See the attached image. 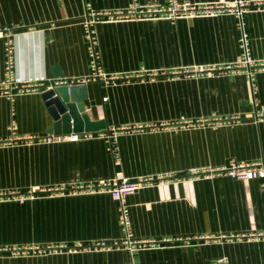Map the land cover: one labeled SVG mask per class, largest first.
<instances>
[{
    "label": "crops",
    "instance_id": "0c3cea01",
    "mask_svg": "<svg viewBox=\"0 0 264 264\" xmlns=\"http://www.w3.org/2000/svg\"><path fill=\"white\" fill-rule=\"evenodd\" d=\"M165 1L0 0V191L34 193L0 197V264H264V177L189 173L264 160V66L251 80L192 69L240 56L237 17L101 18L92 25L91 63L87 8ZM242 19L250 56L264 59V7ZM8 41L12 75L34 82L29 89L1 85ZM54 84L106 127L38 140L55 135L42 97ZM157 174L168 176L143 182L127 203L133 235L160 244L115 246L123 235L116 200L78 186ZM29 245L45 250L18 252Z\"/></svg>",
    "mask_w": 264,
    "mask_h": 264
},
{
    "label": "built area",
    "instance_id": "2783aa9c",
    "mask_svg": "<svg viewBox=\"0 0 264 264\" xmlns=\"http://www.w3.org/2000/svg\"><path fill=\"white\" fill-rule=\"evenodd\" d=\"M264 0H225L217 2H197L191 0H166L163 4L155 7L140 8L135 3L131 4L128 8H114V9H94L87 8L85 17L83 19V26L87 38L90 39L89 51L92 55L91 63H95V50L93 47V29L92 25L101 18L114 19L122 18L130 15L134 16H147L167 18L174 20L181 16H197V15H218L224 13L234 14L237 17V26L240 31L239 40L242 47L240 56L235 60L222 61L213 64H206L196 66L192 68L194 71H206V72H224L235 73L243 72L248 80H251L253 70L264 66V59H257L250 56L245 30L244 22L242 19V13L250 8H263ZM7 51L9 52L6 61L5 78L2 80L1 85L10 89L11 86L16 88L17 91L29 89L35 85L34 82L21 81L14 78L12 73L13 58L11 55L10 41L7 42ZM99 74L104 72L98 71ZM188 122V121H185ZM182 123V122H180ZM115 131V130H114ZM58 135V136H55ZM48 134L38 137V140L52 141L59 137L67 138L69 140H76L86 133L74 131L67 134ZM115 133L108 135L109 147L116 159L118 157L117 145L115 141ZM254 172L259 177H264V160L252 161V162H236L230 161L229 164L223 166H206L203 168H192L189 173L193 176H213L216 174L229 175L233 178H245L249 173ZM189 174V175H190ZM168 174H157L155 176H145L136 179H131L127 176L115 177L112 180H102L95 183L80 184L78 189L88 192L107 190L111 196L116 200L117 212L120 227L122 230V238L119 241L114 242L115 246H122L132 252L144 246H158L160 240L155 238H139L133 235L132 222L130 217L129 206L127 203V195L134 191L143 182L151 180L161 181ZM34 193L32 190L27 192L18 191H0V197L13 195L23 200L32 196ZM166 239H164L165 241ZM103 245L102 243H98ZM50 247V246H47ZM32 250L34 253H41L45 250L44 247L39 245H29L23 248H17L18 252L24 253L27 250Z\"/></svg>",
    "mask_w": 264,
    "mask_h": 264
},
{
    "label": "water",
    "instance_id": "95a60500",
    "mask_svg": "<svg viewBox=\"0 0 264 264\" xmlns=\"http://www.w3.org/2000/svg\"><path fill=\"white\" fill-rule=\"evenodd\" d=\"M48 110L54 122L49 128L55 134H67L74 131H98L106 127L102 119H90L85 112V104L78 100L66 98V91H60L57 84L51 85L42 92Z\"/></svg>",
    "mask_w": 264,
    "mask_h": 264
}]
</instances>
